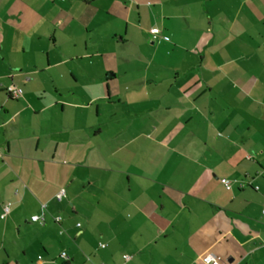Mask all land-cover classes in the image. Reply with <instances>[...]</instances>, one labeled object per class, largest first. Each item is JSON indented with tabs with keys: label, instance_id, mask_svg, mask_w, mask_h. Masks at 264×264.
Instances as JSON below:
<instances>
[{
	"label": "crops",
	"instance_id": "1",
	"mask_svg": "<svg viewBox=\"0 0 264 264\" xmlns=\"http://www.w3.org/2000/svg\"><path fill=\"white\" fill-rule=\"evenodd\" d=\"M6 204L0 264H264V0H0Z\"/></svg>",
	"mask_w": 264,
	"mask_h": 264
},
{
	"label": "built area",
	"instance_id": "2",
	"mask_svg": "<svg viewBox=\"0 0 264 264\" xmlns=\"http://www.w3.org/2000/svg\"><path fill=\"white\" fill-rule=\"evenodd\" d=\"M150 32L155 35V34H159V29L157 28H152L150 30ZM6 92L7 94L12 97V98H18L20 95H21V90L18 89L17 87L15 86H9L7 89H6ZM220 183L225 186L226 188H229L230 187V181L229 180H226V179H221L220 180ZM65 196V190L64 189H61L57 194H56V199L58 201H61ZM10 210H11V206L10 204H6V205H3L2 206V209H1V214H0V217L2 219L6 218L8 216V214L10 213ZM44 211H45V205H42L41 206V213L40 214H37V215H32L29 220L31 223H38L40 225L44 224L45 222V214H44ZM262 215H264V204H263V208H262V211H261ZM61 218L60 217H55L54 218V221L55 222H60ZM77 226H79V224H77ZM101 248H104L105 245L104 244H101L100 245ZM60 257L61 258H66L67 255L65 252H62L60 254ZM124 259L125 260H129L130 257L129 256H124ZM204 262L206 264H220L217 260H215L212 256H206L204 258Z\"/></svg>",
	"mask_w": 264,
	"mask_h": 264
}]
</instances>
